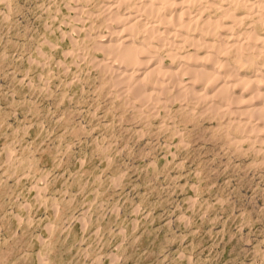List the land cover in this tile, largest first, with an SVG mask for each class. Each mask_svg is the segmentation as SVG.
Instances as JSON below:
<instances>
[{
	"label": "rangeland",
	"instance_id": "obj_1",
	"mask_svg": "<svg viewBox=\"0 0 264 264\" xmlns=\"http://www.w3.org/2000/svg\"><path fill=\"white\" fill-rule=\"evenodd\" d=\"M185 2L0 0V264H264V0Z\"/></svg>",
	"mask_w": 264,
	"mask_h": 264
},
{
	"label": "bare ground",
	"instance_id": "obj_2",
	"mask_svg": "<svg viewBox=\"0 0 264 264\" xmlns=\"http://www.w3.org/2000/svg\"><path fill=\"white\" fill-rule=\"evenodd\" d=\"M153 1V0H152ZM156 1V0H155ZM193 1V0H192ZM225 1V0H224ZM199 2V1H198ZM232 1H230V3H231ZM234 2V1H233ZM167 3V2H166ZM165 3V4H166ZM172 3V2H171ZM184 3H186L185 2V0H184ZM188 3H189V1H188ZM235 3V2H234ZM211 4V3H210ZM237 4V3H236ZM144 5V4H143ZM172 5V4H171ZM174 5V4H173ZM188 5V4H187ZM240 5H241V3H240ZM227 6H228V4H227ZM163 7V6H162ZM169 7V6H168ZM223 7V6H222ZM113 8V7H112ZM153 8V7H152ZM216 8V7H215ZM220 8V7H219ZM218 8V9H219ZM229 8V7H228ZM228 8H227V10L225 9L224 10V8H222V11L224 10V13H226L227 11L229 12V10H228ZM234 8V7H233ZM111 9V8H110ZM159 9V8H158ZM209 9V8H208ZM165 10V9H164ZM217 11V10H216ZM221 11V10H220ZM109 12H111V11H109ZM227 12V13H228ZM114 13H116V12H114ZM138 13V12H137ZM160 13V12H159ZM184 13V12H183ZM186 13V12H185ZM220 13V12H219ZM224 13H222V14H224ZM113 14V13H112ZM126 14H129V13H127L126 12ZM231 14V12H229L228 13V16ZM118 15V14H117ZM116 14H114L113 15V18L114 19H121V18H119L118 16H117ZM196 15V14H195ZM234 15V14H233ZM136 16V15H135ZM180 16V15H179ZM183 16V15H182ZM225 16H226V14H225ZM225 16H224V18H225ZM254 16V15H253ZM259 16V15H258ZM257 16V17H258ZM111 17V16H110ZM256 17V16H255ZM135 18V17H134ZM145 18V17H144ZM124 21H125V23L128 25H133L134 26V24L136 23V20L134 21V19L133 18H131L130 17V15H128L127 17H125V18H122ZM148 19V18H147ZM191 19V18H190ZM233 19H235V18H233ZM240 19V18H239ZM238 19V20H239ZM242 19V18H241ZM240 19V20H241ZM245 19V18H244ZM260 19V18H259ZM139 20V19H138ZM144 20V19H143ZM167 20V19H166ZM179 20V19H178ZM232 20V19H231ZM150 21V20H149ZM160 22V21H159ZM180 22V21H179ZM219 22V21H218ZM222 22V21H221ZM240 22H242V21H240ZM258 22V21H257ZM146 23V22H145ZM151 23V22H150ZM152 23H154V22H152ZM157 23V22H156ZM155 23V24H156ZM171 23V22H170ZM177 23H178V21H177ZM206 23H212V26H214L213 25V23L214 22H210L209 20H208V22H206ZM234 23V22H233ZM233 23H231V24H233ZM214 24H216V23H214ZM145 25V24H144ZM150 25V24H149ZM176 25V24H175ZM209 25V24H208ZM241 25V24H240ZM160 25H158L157 24V26H152V27H150V30L149 31H151L152 29H154V28H156V27H159ZM180 26H182V25H180ZM203 26V25H202ZM211 25L209 26V27H212ZM216 26H217V24H216ZM223 26V25H222ZM221 26V27H222ZM132 27V26H131ZM166 27V26H165ZM174 27V26H173ZM203 27H205V26H203ZM130 28V27H129ZM176 28V27H175ZM178 28V27H177ZM223 28V27H222ZM145 29H146V27H145ZM158 29V28H157ZM202 29V28H201ZM204 29V28H203ZM209 30V29H208ZM139 31V30H138ZM155 31V30H154ZM160 31V30H159ZM172 31V30H171ZM170 31V32H171ZM200 31V30H199ZM205 31V30H204ZM217 31V30H216ZM225 31V30H224ZM187 32V31H186ZM156 33V32H155ZM177 34V33H176ZM201 34V33H200ZM227 34V33H226ZM252 34V33H251ZM174 35V34H173ZM203 35V34H202ZM222 35L223 36H221V40H226V41H228V39H226V37H225V33H222ZM246 35V34H245ZM167 36L169 37V35H168V33H167ZM175 36V35H174ZM210 36V35H209ZM220 36V35H219ZM247 36V35H246ZM179 37H180V35H179ZM159 38V37H158ZM162 38V37H161ZM173 38V37H172ZM185 38V37H184ZM213 38V37H212ZM229 38V37H228ZM232 38V37H231ZM182 39V38H181ZM181 39H180V41H181ZM186 39V38H185ZM187 39H189V38H187ZM192 39V38H191ZM191 39H190V41H191ZM220 40V41H221ZM230 40V39H229ZM232 40V39H231ZM230 40V41H231ZM259 40V39H258ZM134 40H132L130 37H126L125 39H121L120 40V42L118 41V42H115L114 44H108V45H99V47H101V48H103L105 51H107V52H109L110 54H113L117 59H119L122 63H121V65H119V66H117L116 67V72L117 73H119V74H126V73H123V70L126 68V67H129L131 64H133V63H137V61L139 62L140 60H138V58H140V57H138L137 58V52H140V51H142L140 48H142L141 46L140 47H138V45H139V43H138V45H135L134 44V42H133ZM162 41H164V39L162 40ZM171 41V40H170ZM143 42V41H142ZM222 42V41H221ZM220 42V43H221ZM259 42V41H258ZM169 43V42H168ZM179 43V42H178ZM158 44V43H157ZM166 44V43H165ZM224 44V43H223ZM223 44H222V46H223ZM164 45V44H163ZM168 45V44H167ZM166 45V46H167ZM211 45V44H210ZM212 45H213V43H212ZM216 45V44H215ZM220 45V44H219ZM148 46V45H147ZM146 46V47H147ZM160 46V45H159ZM179 46V45H178ZM182 46V45H181ZM237 46V45H236ZM143 47H145L144 45H143ZM246 47V46H245ZM214 48V47H213ZM212 48V49H213ZM225 48V47H224ZM223 48V49H224ZM236 48V47H235ZM238 48V47H237ZM247 48V47H246ZM140 49V50H139ZM177 49V48H176ZM220 49V48H219ZM226 49V48H225ZM230 49H231V46H230ZM248 49V48H247ZM251 49V48H250ZM262 49V48H261ZM139 50V51H138ZM145 50H147V49H145ZM154 50V49H153ZM254 50V49H253ZM144 51V50H143ZM260 50H258V54L259 53H261V52H263V51H260ZM149 54H151V51H150V49H149V51H147ZM213 52V51H212ZM238 52V51H237ZM141 53V52H140ZM224 53H227V52H224ZM223 53V54H224ZM244 53V52H243ZM242 53V54H243ZM249 53V52H248ZM238 53H236V55H237ZM246 55H248V54H246ZM260 55V54H259ZM174 56V55H173ZM258 56V55H257ZM146 57H148L149 58V61H146V64L148 63V65L149 66H147V68H145L144 69V71L142 72V77H148V75H150V77L151 76H153V74H155L153 77H152V81H154V82H158V77H159V74L160 73H164V74H167L168 73V71L166 72V71H164V70H162L161 68L162 67H160V66H152V61H154V60H152L151 61V58H152V56H146ZM151 57V58H150ZM212 57V56H211ZM221 57H223V56H221ZM234 57V56H233ZM144 58V57H143ZM240 58H242V55H241V57ZM255 58V57H254ZM112 59V58H111ZM225 59V58H224ZM223 59V60H224ZM248 59H250V57H248ZM148 60V59H147ZM220 60V59H219ZM246 60V59H245ZM252 60V59H251ZM116 61V60H115ZM242 61V60H241ZM218 63V62H217ZM220 64V63H219ZM250 64V63H249ZM102 65H103V63H102ZM239 65V64H238ZM237 65V66H238ZM262 66V65H261ZM111 67V66H110ZM131 67V66H130ZM198 67V66H197ZM201 67V66H200ZM204 67V66H203ZM241 67V66H240ZM263 67V66H262ZM123 69L122 71H120V69ZM133 68V67H132ZM228 68V67H227ZM205 69H206V67H205ZM114 71V72H115ZM226 71V70H225ZM234 71V70H233ZM126 72V71H125ZM181 72V71H180ZM190 72V71H189ZM192 72L195 74V76L193 77V78H195V77H203L204 79L206 78V79H210V77H212L213 75H215L213 72H206V70L204 71L202 68H198V69H195V70H193L192 69ZM223 72H224V70H223ZM133 73V72H132ZM132 73H131V75H132ZM134 74V73H133ZM261 74V73H260ZM135 76V75H134ZM139 76V75H138ZM235 76V75H234ZM237 76V75H236ZM128 77H131L130 75L128 76ZM141 77V76H140ZM223 77V76H222ZM232 77H233V75H232ZM238 77V76H237ZM263 77V76H262ZM132 78H134V77H132ZM137 78H139V77H137L136 76V79ZM165 78V77H164ZM235 78V77H234ZM264 78V77H263ZM122 79V78H121ZM135 79V80H136ZM171 79V78H170ZM215 79V78H214ZM134 80V81H135ZM143 80H144V78H143ZM172 80V79H171ZM218 80H220V79H218ZM242 80H244V79H242ZM150 81V80H149ZM241 81V80H240ZM257 81V80H256ZM259 81H262V80H259ZM264 81V80H263ZM139 82H140V80H139ZM182 82V81H181ZM196 82V81H195ZM219 82H221V81H219ZM223 82V85L222 86H218V88H221V89H218L219 91L220 90H223V88L225 87V84L226 83H228L227 81H222ZM252 82V81H251ZM150 83V82H149ZM225 83V84H224ZM208 84V83H207ZM219 84H221V83H219ZM238 84V83H237ZM194 85H196V84H194V82L193 81H187L186 83H185V88L187 89V88H189L190 86H192L193 88H194ZM210 85V84H209ZM216 85V84H215ZM239 85V84H238ZM250 85V84H249ZM251 85H252V83H251ZM135 86V85H134ZM133 86V87H134ZM178 86V85H177ZM181 86V85H180ZM231 86V85H230ZM259 86V85H258ZM182 87V86H181ZM183 87H184V84H183ZM217 87V86H216ZM215 86H214V89L216 88ZM179 88V87H178ZM191 88V87H190ZM258 88V87H257ZM217 89V88H216ZM180 90V89H179ZM193 90V89H192ZM224 90H225V88H224ZM185 91V90H184ZM161 92V91H160ZM192 92V91H191ZM194 92V91H193ZM229 92V91H228ZM195 94V93H194ZM216 94V93H215ZM231 95V94H230ZM260 95V94H259ZM263 96H264V93L262 94ZM141 96V95H140ZM143 97V96H142ZM200 97V96H199ZM205 97V96H204ZM207 100V99H206ZM232 100V99H231ZM234 101V100H233ZM232 102V101H231ZM230 103V102H229ZM228 103V104H229ZM228 108V107H227ZM224 109V108H223ZM223 111V110H222ZM229 111V110H228ZM245 111H247V110H245ZM236 112V111H235ZM242 112V111H241ZM248 112H258V113H262L263 115H264V105L261 107V108H256V107H251V108H249V110H248ZM219 113V112H218ZM228 113V112H227ZM254 115V114H253ZM261 120H263V119H261ZM261 120H259V121H261ZM236 122V121H235ZM249 123V122H248ZM260 124H262V123H260ZM259 125V124H258ZM254 127V126H253Z\"/></svg>",
	"mask_w": 264,
	"mask_h": 264
}]
</instances>
